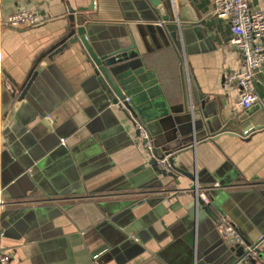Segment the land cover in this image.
Here are the masks:
<instances>
[{
	"label": "crops",
	"instance_id": "obj_1",
	"mask_svg": "<svg viewBox=\"0 0 264 264\" xmlns=\"http://www.w3.org/2000/svg\"><path fill=\"white\" fill-rule=\"evenodd\" d=\"M171 1L188 26L182 51H154L150 81L132 82L129 92L148 116L163 108L184 116L183 71L189 97L198 89L236 122L229 133L172 153L174 177L156 174L140 122L110 105L81 44L60 43L70 11L91 0H0V248L9 264H195V251L202 258L219 235L195 209L196 181L215 195L214 218L249 237L262 229L264 131L245 136L249 120L239 119L248 111L226 82L242 68L230 25L213 14L214 0ZM252 1L264 11V0ZM95 3L92 19L138 24L125 20L138 14L134 0ZM20 9L39 12L44 23L11 28L6 20ZM108 29L101 34L109 37ZM254 88L264 96V67Z\"/></svg>",
	"mask_w": 264,
	"mask_h": 264
},
{
	"label": "water",
	"instance_id": "obj_2",
	"mask_svg": "<svg viewBox=\"0 0 264 264\" xmlns=\"http://www.w3.org/2000/svg\"><path fill=\"white\" fill-rule=\"evenodd\" d=\"M134 3L138 16L134 14L132 18L125 16V20L138 23L135 29L127 26V22L124 21L110 23L90 18L88 13L95 10V0H91L88 7L80 8L77 13L70 11L67 32L60 43L61 45L64 42L81 44L87 52V60L93 68L94 75L99 78L102 89L111 99L110 105H117L118 110L124 116H132L141 123H139L140 127L147 131L148 140H143L139 128L143 144L150 141L151 151L157 158L153 163L156 174L170 173L169 175L174 177L171 175L173 172L159 169L158 162L168 159L171 165L170 155L172 153L203 139L216 138L223 133H229L236 126V122L234 119L224 118L221 110L215 109L213 103H210L198 89H192L191 97H189L181 68L184 85L182 104L184 116L172 114L168 108H163V112L157 117L148 116L141 110L138 96L135 97L128 90L136 84H129L150 81L149 75L153 74V70H147L146 67L152 65L150 55L154 54V51L169 49L179 55L182 51V38L188 26L185 25L186 19L180 16L179 10L178 16L175 17L171 0H134ZM193 20L198 21L197 18ZM104 26L109 28L111 34L109 37L101 34ZM111 28H116L118 31L112 32ZM102 40H106L108 45L99 47V49L93 46ZM149 40L154 44L152 49L148 47ZM52 58L53 55H50L45 62L49 64ZM141 73L144 75L142 74L143 77L138 79L137 76ZM257 105L258 109L253 110L252 108L245 119H239L240 122L249 120L247 131L250 133L264 131V96ZM153 187L156 185L148 186V188ZM205 195L209 200L208 203H205L199 195L197 198L194 189L195 209L198 211L201 207L206 211L218 229L219 235H214L212 240L216 242L208 248L202 258L198 257L195 251V264H264V225H260L261 230L252 232L251 237L240 232V240L222 232L220 218H214L210 211L212 205L210 203L214 202L215 195L214 193L207 194L206 191Z\"/></svg>",
	"mask_w": 264,
	"mask_h": 264
},
{
	"label": "built area",
	"instance_id": "obj_3",
	"mask_svg": "<svg viewBox=\"0 0 264 264\" xmlns=\"http://www.w3.org/2000/svg\"><path fill=\"white\" fill-rule=\"evenodd\" d=\"M252 4V0H214L213 14L229 23L230 46L241 56V70L227 75L226 82L239 89L238 104L243 111H249L261 102V97L255 91L254 82L257 72L264 67V11L254 8ZM6 22L11 28L21 29L41 25L44 19L39 12L20 9L10 14ZM140 129L142 139L148 140L147 131L141 127ZM250 134L249 131L245 132V136ZM61 144L65 145V141L63 140ZM144 146L150 150L152 148L150 141ZM158 166L165 171L172 169L168 159L159 161ZM195 194L196 197L199 195L205 203L209 202L205 191L199 190L197 182ZM221 222L222 232L240 240V235L235 228L224 219ZM10 261V253L0 248V264H9Z\"/></svg>",
	"mask_w": 264,
	"mask_h": 264
}]
</instances>
